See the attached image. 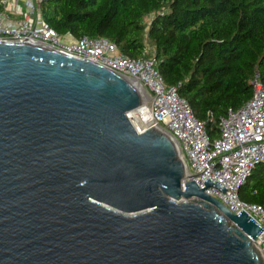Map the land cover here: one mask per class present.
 <instances>
[{
	"label": "water",
	"instance_id": "1",
	"mask_svg": "<svg viewBox=\"0 0 264 264\" xmlns=\"http://www.w3.org/2000/svg\"><path fill=\"white\" fill-rule=\"evenodd\" d=\"M143 90V89H142ZM127 77L0 40V264H264L262 229L185 180L173 138L138 132Z\"/></svg>",
	"mask_w": 264,
	"mask_h": 264
},
{
	"label": "trees",
	"instance_id": "2",
	"mask_svg": "<svg viewBox=\"0 0 264 264\" xmlns=\"http://www.w3.org/2000/svg\"><path fill=\"white\" fill-rule=\"evenodd\" d=\"M38 6L61 35L103 36L130 58L149 46L146 55L154 54L165 84L177 86L211 138L219 134V117L251 97L255 74L264 84V0H43ZM238 196L264 204L263 163Z\"/></svg>",
	"mask_w": 264,
	"mask_h": 264
},
{
	"label": "built area",
	"instance_id": "3",
	"mask_svg": "<svg viewBox=\"0 0 264 264\" xmlns=\"http://www.w3.org/2000/svg\"><path fill=\"white\" fill-rule=\"evenodd\" d=\"M41 1L0 0V40L33 42L87 58L137 82L144 91L145 107H138L139 121L127 113L135 129L141 132L156 127L173 138L187 174L182 181L194 180L201 188L208 177L226 187L227 193L214 184L202 189L231 212L245 211L262 227L253 243L264 261V204L247 203L238 196V188L253 168L264 164V84L257 74L251 80V97L219 117V134L211 138L205 123L194 116L188 102L178 95L177 86L165 84L154 54L146 55L149 46L141 56L130 58L103 36L61 35L42 18L38 6Z\"/></svg>",
	"mask_w": 264,
	"mask_h": 264
},
{
	"label": "bare ground",
	"instance_id": "4",
	"mask_svg": "<svg viewBox=\"0 0 264 264\" xmlns=\"http://www.w3.org/2000/svg\"><path fill=\"white\" fill-rule=\"evenodd\" d=\"M132 82H134L135 84H136V86H137V88H138V90H139V92H140V94H141V98H142V101L144 102V100H145V96H144V91L142 90V88H141V86L137 83V82H135V81H133L132 80ZM141 101V102H142ZM141 103V108H144L145 107V104L144 103ZM138 108V107H137ZM136 108V109H137ZM138 110H139V108L137 109V110H131L130 112H128L130 115H133L134 116V119H136V120H140L141 119V115H139L138 114ZM158 129H160V128H158Z\"/></svg>",
	"mask_w": 264,
	"mask_h": 264
},
{
	"label": "rangeland",
	"instance_id": "5",
	"mask_svg": "<svg viewBox=\"0 0 264 264\" xmlns=\"http://www.w3.org/2000/svg\"><path fill=\"white\" fill-rule=\"evenodd\" d=\"M149 19H150V16H149V17H147V18H145V21H146V22H148V21H149Z\"/></svg>",
	"mask_w": 264,
	"mask_h": 264
}]
</instances>
